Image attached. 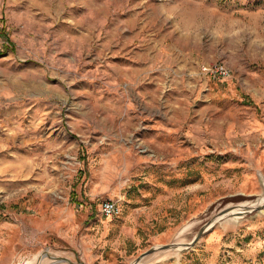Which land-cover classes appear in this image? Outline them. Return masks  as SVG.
Returning a JSON list of instances; mask_svg holds the SVG:
<instances>
[{"label": "rangeland", "instance_id": "rangeland-1", "mask_svg": "<svg viewBox=\"0 0 264 264\" xmlns=\"http://www.w3.org/2000/svg\"><path fill=\"white\" fill-rule=\"evenodd\" d=\"M263 178L264 0H0L7 264H132ZM137 264H264V209Z\"/></svg>", "mask_w": 264, "mask_h": 264}, {"label": "water", "instance_id": "water-1", "mask_svg": "<svg viewBox=\"0 0 264 264\" xmlns=\"http://www.w3.org/2000/svg\"><path fill=\"white\" fill-rule=\"evenodd\" d=\"M263 185H264V178H263ZM264 209V195L262 196H245L241 195L237 197L235 203L231 206L223 207L218 214L215 216L214 220L209 222V224L205 228H201L198 233L194 236V238L186 243V244H178V243H171L165 245L155 246L147 251H145L141 256H139L132 264H137L144 256L154 253L159 249H169V248H176V247H191L194 246L200 237L205 233L206 229L209 228L216 222L217 220L227 217V216H239L245 217L251 214H254L260 210ZM59 260H63L62 258Z\"/></svg>", "mask_w": 264, "mask_h": 264}, {"label": "built area", "instance_id": "built-area-1", "mask_svg": "<svg viewBox=\"0 0 264 264\" xmlns=\"http://www.w3.org/2000/svg\"><path fill=\"white\" fill-rule=\"evenodd\" d=\"M202 72L205 75H210L213 78H227L233 73L231 67L223 61L203 65ZM100 212L103 216L113 217L118 216L121 213V208L116 201L112 199H105L100 204Z\"/></svg>", "mask_w": 264, "mask_h": 264}, {"label": "bare ground", "instance_id": "bare-ground-1", "mask_svg": "<svg viewBox=\"0 0 264 264\" xmlns=\"http://www.w3.org/2000/svg\"><path fill=\"white\" fill-rule=\"evenodd\" d=\"M176 251V250H175ZM174 251V252H175ZM164 252H166V251H164ZM173 252V251H172ZM179 253V252H178ZM156 254V253H155ZM177 254V253H176ZM163 255V254H162ZM173 255H174V253H173ZM46 256H51L52 258H56L57 260H56V262H52V263H50V264H55V263H58V262H60L61 260H59V259H61V258H59L58 256H57V254H50V252L49 251H47V252H45L42 256H41V258L39 259V261L37 262V264H44V259H45V257ZM165 256V255H164ZM153 257V256H152ZM65 258V257H64ZM171 258V257H170ZM163 261V260H162ZM63 262V261H62ZM156 262H159V261H156Z\"/></svg>", "mask_w": 264, "mask_h": 264}, {"label": "crops", "instance_id": "crops-1", "mask_svg": "<svg viewBox=\"0 0 264 264\" xmlns=\"http://www.w3.org/2000/svg\"><path fill=\"white\" fill-rule=\"evenodd\" d=\"M0 239H1V237H0ZM0 264H7L6 260L1 255H0Z\"/></svg>", "mask_w": 264, "mask_h": 264}]
</instances>
